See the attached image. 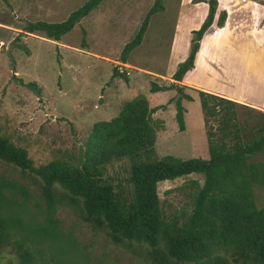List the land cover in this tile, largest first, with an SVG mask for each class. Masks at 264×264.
Wrapping results in <instances>:
<instances>
[{"label": "rangeland", "instance_id": "1", "mask_svg": "<svg viewBox=\"0 0 264 264\" xmlns=\"http://www.w3.org/2000/svg\"><path fill=\"white\" fill-rule=\"evenodd\" d=\"M85 1L0 0V135L23 148L34 167L52 160L75 164L92 124L114 118L138 94L156 109L152 119L163 125L156 132V158L207 159L197 89L170 79L188 54L190 32L206 16V0H161L163 9L149 17L140 44L125 63L119 61L123 46L155 0H102L58 42L38 33L18 34L25 22H61ZM216 2L215 18L225 12L227 23L205 32L191 82L264 109V0ZM207 59H212L210 66ZM114 69L126 78L110 80ZM31 82L40 89L38 96L23 86ZM150 82L173 86L150 93ZM181 85L192 101L181 100L184 123L178 131L169 100ZM237 115L240 121L257 118L243 108ZM251 162L264 164V150ZM129 166L127 159L105 165L103 178L126 193ZM190 181L202 185L201 176L193 174L156 185L165 217L189 213L196 188H189ZM62 195L55 187V233L32 241L36 238L28 229L47 225L39 210L44 208L39 180L0 161V215L19 223L0 248V264H19L17 251L23 249L32 251L33 264H150L145 245H113L105 231L81 221ZM253 196L256 208L264 209V189L254 187Z\"/></svg>", "mask_w": 264, "mask_h": 264}, {"label": "trees", "instance_id": "2", "mask_svg": "<svg viewBox=\"0 0 264 264\" xmlns=\"http://www.w3.org/2000/svg\"><path fill=\"white\" fill-rule=\"evenodd\" d=\"M101 1H85L61 22H25L18 34L38 33L58 42ZM205 3L207 13L199 28L190 32L188 54L170 76L174 82H183L192 70L199 41L214 22L217 2ZM162 9L161 0H155L134 37L123 46L121 63L140 44L149 17ZM224 19L225 12H220L215 25L221 27ZM19 48L27 52L24 47ZM119 76L126 78L114 69L110 80ZM23 86L36 96L40 94L33 82ZM172 86L150 82L149 92ZM183 88L186 87L181 85L177 96L169 100L178 131H183L184 123L181 100L192 101ZM194 91L202 112L207 159L156 158V132L163 125L152 119L156 109L149 108L146 98L138 94L125 101L114 118L92 124L75 164L52 160L34 167L23 148L0 135V161L39 180L44 204L39 210L47 225L28 229L37 240L32 241L45 240V234L56 231L51 216L57 187L68 204L77 208L81 221L105 231L113 245H145L150 264H264V209L256 208L253 196L254 187L264 189V164L251 162L252 156L264 150V113L212 93ZM239 108L255 113L257 118L240 121ZM123 159L130 161L126 193L103 178L105 165ZM192 174L201 176L202 185L197 186L195 181L188 184L190 189L196 187L189 213L165 217L156 185ZM16 223L19 225L0 215V248ZM17 258L19 264H33L32 251L27 249L18 250Z\"/></svg>", "mask_w": 264, "mask_h": 264}, {"label": "crops", "instance_id": "3", "mask_svg": "<svg viewBox=\"0 0 264 264\" xmlns=\"http://www.w3.org/2000/svg\"><path fill=\"white\" fill-rule=\"evenodd\" d=\"M259 10H260V14L263 15V11H261V7H260V6H259ZM215 15H216V14H214V17H213V18H214V22H213V24H212L211 26L215 25V21H216V19H217V18H215ZM224 22L227 23V18L225 19ZM224 22H223V23H224ZM226 23H225V24H226ZM253 32H254V31H253ZM204 34H205V33H204ZM204 34H203V36H202V38L200 39L199 42H202V40H203V38H204ZM252 40H254V37H253ZM248 42H249V41H248ZM251 42H252V41H251ZM251 42H250V44H251ZM228 44H229V43H228ZM246 44H247V42H245V45H246ZM199 46H200V45H199ZM199 46H198V50H197V53H196V56H195L194 66H193L192 70H191L190 72L187 73V75L185 76V78H184V80H183L182 83L188 84L190 87H192V88H196L197 90H201V91H204V92L212 93V94H215V95H218V96H222V97H224V98H231V100L236 101L237 103H240V104L245 105V106L250 107V108H256V109H259V110H261V111L264 112V109H263V108H260V107L254 105V104H252V103H249V102H247V101H245V100H241V99H239V98H237V97H234V96L230 97V96H228V95H226V94H221V93H218V92H215V91H212V90H209V89L203 88V87H197V86H195L194 84H192V82H191V78H192V76L194 75V71H195V69H196L195 65H196V58H197L198 52H199V50H200V49H199ZM216 46H217V45H216ZM227 46H228V45H227ZM247 46H248V44H247ZM207 62L209 63V66H210V65H211L210 62H212V59H210V60L207 59ZM188 81L191 82V83H188Z\"/></svg>", "mask_w": 264, "mask_h": 264}]
</instances>
